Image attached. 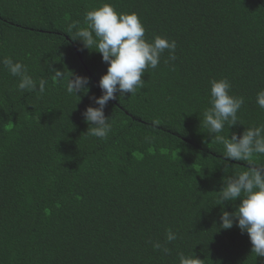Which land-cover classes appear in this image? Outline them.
<instances>
[{"label":"trees","instance_id":"16d2710c","mask_svg":"<svg viewBox=\"0 0 264 264\" xmlns=\"http://www.w3.org/2000/svg\"><path fill=\"white\" fill-rule=\"evenodd\" d=\"M111 3L136 13L145 38L176 42L134 95L110 100L107 139L87 136L83 111L98 106L108 65L73 39L69 25ZM22 62L46 91L21 92L0 64V264H264L246 232L220 227L222 178L248 162L223 156L203 113L211 81L226 78L243 96L239 122L222 135L264 124V0H0V58ZM175 70H171V66ZM52 69L90 77L87 94L69 95ZM158 122V123H157ZM150 138V139H146ZM264 164V156L254 157ZM171 228L178 239L168 254Z\"/></svg>","mask_w":264,"mask_h":264},{"label":"clouds","instance_id":"9594fccd","mask_svg":"<svg viewBox=\"0 0 264 264\" xmlns=\"http://www.w3.org/2000/svg\"><path fill=\"white\" fill-rule=\"evenodd\" d=\"M69 32L74 31L72 38L79 39L83 47L97 51L102 60L108 65L107 71L99 79L102 94L90 99L95 105L85 108L82 115L89 128L87 136L107 139L112 124L110 117H106L104 109L110 100H115L127 94L134 95L144 86L142 78L147 69L159 66L161 55L168 50V60L175 61L176 42L167 37L155 36L149 41L145 38V28L136 13L118 12L111 3H102L99 7L85 13L83 24L79 21L69 25ZM7 71L18 78L17 88L21 92L37 89L40 93L46 91L48 80H35L28 73L27 67L11 57L0 58ZM175 70V66H171ZM53 83H65L66 93L80 96L87 94L91 79L86 75L52 69ZM231 83L226 78L211 81L210 99L208 107L203 113V124L211 137L223 145V156L235 160L248 162L245 171L234 172L222 178L223 183L217 191V203L235 202L239 204L234 211L222 208L220 227L231 229L235 224L241 232H246L251 242V253L257 257H264V164H258L254 157L264 156V124L246 127L241 134L233 132L231 138L222 135L225 126L228 129L237 122L241 123L238 113L245 103L243 96L231 94ZM256 103L264 109V89L256 94ZM158 123V122H157ZM243 124V123H241ZM146 139H150L147 138ZM178 239V234L171 228L166 231L165 243H152L154 250L170 252L167 243ZM179 264H202L195 253L192 255L179 254Z\"/></svg>","mask_w":264,"mask_h":264}]
</instances>
